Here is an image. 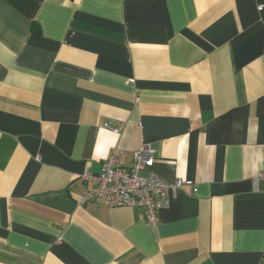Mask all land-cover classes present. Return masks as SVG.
I'll use <instances>...</instances> for the list:
<instances>
[{"label": "crops", "instance_id": "obj_1", "mask_svg": "<svg viewBox=\"0 0 264 264\" xmlns=\"http://www.w3.org/2000/svg\"><path fill=\"white\" fill-rule=\"evenodd\" d=\"M143 145L155 226L81 203ZM263 146L264 0H0V264H264Z\"/></svg>", "mask_w": 264, "mask_h": 264}, {"label": "built area", "instance_id": "obj_2", "mask_svg": "<svg viewBox=\"0 0 264 264\" xmlns=\"http://www.w3.org/2000/svg\"><path fill=\"white\" fill-rule=\"evenodd\" d=\"M154 154L152 146L143 145L134 151L133 162L129 166L118 164L113 154L108 155L100 172L84 175V178H91L92 187L81 197V203L95 201L108 207H139L146 223L155 226L161 209L169 205L170 193L184 183L191 184V181L177 178L170 183L149 170ZM145 170L147 172L143 174ZM258 176L264 177V169Z\"/></svg>", "mask_w": 264, "mask_h": 264}, {"label": "trees", "instance_id": "obj_3", "mask_svg": "<svg viewBox=\"0 0 264 264\" xmlns=\"http://www.w3.org/2000/svg\"><path fill=\"white\" fill-rule=\"evenodd\" d=\"M35 26V25H34ZM35 30V29H34Z\"/></svg>", "mask_w": 264, "mask_h": 264}]
</instances>
